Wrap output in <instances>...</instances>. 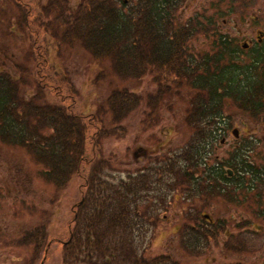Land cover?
<instances>
[{"label": "trees", "instance_id": "16d2710c", "mask_svg": "<svg viewBox=\"0 0 264 264\" xmlns=\"http://www.w3.org/2000/svg\"><path fill=\"white\" fill-rule=\"evenodd\" d=\"M176 2L0 0V13L10 6L16 11L9 29L22 33L27 44L22 63L14 62L7 46L0 44V141L23 149L41 166L42 179L56 189L66 188L74 178L82 181L73 226L60 243L62 264H182L170 255L147 254L159 214L167 212L178 191L185 190L183 196L191 199L196 175L209 179L223 174L207 146L224 101L236 96L238 72L228 67L237 60L228 55L222 37L213 57L197 60L189 42L214 34L215 24L201 14L181 22ZM75 45L94 63H108L118 78L151 75L156 96L144 101L116 89L96 113H78L67 74L51 60L52 49ZM183 85L198 93L186 115L194 131L188 145L126 180L107 182L103 175L110 165L101 158L102 141L125 133L122 123L142 103L156 109L155 99L159 103L172 86ZM205 180L199 183L203 190L211 183ZM45 241L43 227L19 239L31 246L26 264L43 263L53 242Z\"/></svg>", "mask_w": 264, "mask_h": 264}, {"label": "rangeland", "instance_id": "374dc122", "mask_svg": "<svg viewBox=\"0 0 264 264\" xmlns=\"http://www.w3.org/2000/svg\"><path fill=\"white\" fill-rule=\"evenodd\" d=\"M260 4L250 3L245 6L250 7L247 18L250 13L264 6V0ZM200 7L199 0H193L188 7L180 8L177 12L181 22L201 14L215 24L214 34L197 35L189 42L190 52L197 60L199 57H213L214 42L220 33L240 40L243 34L252 35L255 31L250 28L256 26L236 23L244 9L219 7L202 10ZM15 14L11 6L1 11L0 44L7 46L8 55L13 56L14 62L22 63L27 44L22 33L17 30L11 32L9 29L14 23ZM51 60L67 74L74 88V104L78 113H96L97 109L104 107L106 99L116 89L133 92L144 101L148 97L154 98L157 93V85L151 75L146 74L141 80L118 78L112 74L108 63H94L90 55L77 45L70 48L61 46L57 51L52 49ZM197 94V91L184 85L181 88L172 86L162 101L158 103L155 99L156 109L150 110L142 103L122 123L126 128L125 133H118V136L102 141L101 158L109 161L110 165L104 170V179L115 184L119 178L126 180L128 174L139 172L155 159L181 153L194 132L186 123V115ZM222 114H229L234 119L231 121L236 122L239 113L235 104L224 101ZM220 140L219 137L213 154L223 160L229 147L220 145ZM41 171V166L23 149L0 141V264H26L31 256V246L20 244L19 239L26 232L40 227L44 228L45 242L53 241L42 264H62L60 243L66 241L73 226L72 211L81 198L82 181L74 178L66 188L59 190L42 179ZM184 193L185 190L183 193L178 191L169 198L168 210L159 214L149 246L145 249L150 256L170 255L182 264H195L187 244V229L182 231L181 241L179 238V224H190L193 216L191 201L183 196ZM208 213L219 219L224 215V207L216 203L214 210Z\"/></svg>", "mask_w": 264, "mask_h": 264}, {"label": "flooded vegetation", "instance_id": "af4514ba", "mask_svg": "<svg viewBox=\"0 0 264 264\" xmlns=\"http://www.w3.org/2000/svg\"><path fill=\"white\" fill-rule=\"evenodd\" d=\"M192 2L177 0L176 6L180 9ZM199 2L202 10L244 9L236 23L256 28H250L255 30L252 35L241 34L240 40L223 33L218 36L228 55L237 57V64L228 70L237 69L238 89L236 96L226 101L238 104L239 114L236 122L229 114H222L221 120L210 127L213 139L207 148L214 152L219 137L220 145L229 147L223 160L213 154L224 173L205 178L211 182L205 190L199 185L204 177L195 176L190 199L193 216L190 224H179V238L181 241L182 231L187 229L195 264H264V6L247 18L250 7L245 6L262 0ZM216 203L224 207L219 219L208 213Z\"/></svg>", "mask_w": 264, "mask_h": 264}]
</instances>
